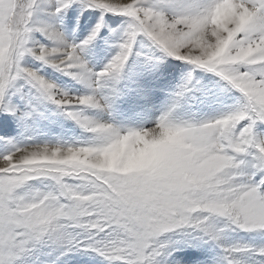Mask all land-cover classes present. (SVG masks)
Segmentation results:
<instances>
[{
	"label": "snow or ice",
	"instance_id": "obj_1",
	"mask_svg": "<svg viewBox=\"0 0 264 264\" xmlns=\"http://www.w3.org/2000/svg\"><path fill=\"white\" fill-rule=\"evenodd\" d=\"M0 264H264V0H0Z\"/></svg>",
	"mask_w": 264,
	"mask_h": 264
}]
</instances>
